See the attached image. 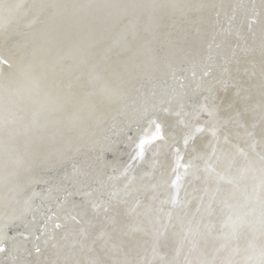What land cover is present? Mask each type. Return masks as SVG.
Segmentation results:
<instances>
[{
    "label": "bare ground",
    "instance_id": "1",
    "mask_svg": "<svg viewBox=\"0 0 264 264\" xmlns=\"http://www.w3.org/2000/svg\"><path fill=\"white\" fill-rule=\"evenodd\" d=\"M41 1L0 0V105L8 101L20 105L15 120L31 115L35 110L45 115L47 110L54 109L61 111L59 116H55L56 122L65 126L88 113L106 116L111 111L109 118H115L119 106L110 110L107 103L97 101L99 91L91 84L79 86L80 89L77 87L76 92H80L77 96L69 92L70 83L76 76L68 69L98 58L99 49L93 50L97 42L96 24L99 20L114 23V20L121 19V4L127 3L131 8L135 5L155 8L165 3L173 11L179 10L180 13L175 14V18L181 19L179 22L182 19L189 23L194 21L190 41L193 35L196 37V33L201 34L202 31L208 38L209 33H206L211 32L201 29V14L195 15L201 13V0H117L119 7L109 10L105 16L96 15L87 26L71 34L73 24L59 31L54 29V24L44 25L39 18L25 19L31 12L39 10ZM103 1L106 2L104 6L109 4V0L94 2ZM252 1L251 11L243 14L241 9L237 10L240 16L238 20L236 16L234 24L227 23L232 16L229 14L223 21L217 15L211 18V27L220 32V55L227 53L229 58L234 56V59L231 65L222 64L216 73L214 71L212 78L215 88L209 105L200 106L194 114L187 110L192 108L196 99L201 100V88H196L198 82H195L201 79V75L191 76L192 69H187L189 66L183 64L181 72L184 73H175L171 82L174 88H170L168 98H180L184 93L189 94L193 103L191 106L186 104L180 110L178 103L174 104L168 138L153 135L160 126L155 118L148 122H117V129L125 131L126 127H131L132 130L131 135L125 137L129 141L128 156L124 161L115 158L110 163L104 159L105 170L102 174L96 173L94 180L91 179L98 183V188L86 191V199H99V189L108 197L100 199L96 208L98 216L95 218V228L86 229L81 221L83 230L86 229L88 233L92 231L90 237L80 236L78 231L81 228L73 226L76 219L71 218L75 215L69 216L68 208L61 212L67 221L53 220V212L48 208L45 212L47 215L44 214L45 217L39 222L40 234L33 231L29 241L6 231L8 243L0 241V264L9 258L13 259L12 264H91L93 261L96 264H264V0ZM233 2L236 1L231 0L229 5ZM90 4L86 6L87 10H90ZM187 10V15L198 10L191 14L190 21L185 14L178 17ZM158 16L161 18V14ZM131 17L136 22L143 14H131ZM159 19L158 22L163 23V19ZM69 20L67 18L66 21ZM165 26L170 27L168 24ZM58 31L60 34L57 35ZM56 53H62L58 63ZM144 57H138L142 68L146 64ZM52 63L57 68L53 72ZM150 66L146 64L143 71L149 70ZM208 67L205 71L207 74ZM140 103L138 101L136 105L139 109L133 105L127 106L125 117L129 115L132 116L131 120L134 119V112L140 111V106H145ZM8 108L3 113L14 111ZM208 108L210 117L201 116ZM211 110L215 111L214 115ZM179 114H183L184 118L193 115L191 120L183 123ZM84 128L76 133H86L91 129L89 125H84ZM147 129L151 131L145 132ZM145 149L152 156H146L145 164H156L157 175H145L142 184L147 186V190L140 198L129 196L131 198L128 197L125 202L115 200L110 195L113 190L117 192L121 188L119 185L131 182L132 178L144 172L140 163L135 167L129 166ZM114 165L121 167L118 175L123 174V178L107 175ZM108 176L109 187L104 182ZM177 192L181 193V199L176 198ZM65 193L67 190L61 191V196ZM74 205L72 202L69 207ZM132 208H140L136 213L144 211L143 215H131ZM147 214L154 224L152 230H157L161 221L165 222L162 227L166 223L169 225V242L152 246L149 233L145 235L143 231L139 232L141 225L144 229L148 228L150 220L148 222L146 219ZM71 228L76 236L62 240ZM130 228L138 231L137 239L123 234L114 240L108 236L110 231L126 232ZM162 230L165 231L164 227ZM187 231L185 238L183 233ZM202 231L205 235L201 238ZM26 234L23 233L24 236ZM16 250L18 254L13 253Z\"/></svg>",
    "mask_w": 264,
    "mask_h": 264
},
{
    "label": "water",
    "instance_id": "2",
    "mask_svg": "<svg viewBox=\"0 0 264 264\" xmlns=\"http://www.w3.org/2000/svg\"><path fill=\"white\" fill-rule=\"evenodd\" d=\"M94 1L99 0H42L38 4L40 5L39 10L31 12L25 19L39 18L44 25L54 24V29L59 31L64 30L68 24H73L69 32L71 34L76 29L87 26L96 15L105 16L109 10L119 7L117 0H109V4H106V6H104L105 1L102 3ZM201 1L199 7L201 13L195 14L198 12L197 10L195 13L191 12L187 15V10L185 13L179 14L178 17L185 14L189 16L188 20L192 16L191 14H201L199 15L201 16V29L205 32L206 30L211 31L206 33H209L208 38L201 31V34L196 33L198 36L196 35L195 38L194 35L191 36L193 40L190 41L189 34H191L194 21L189 23L182 19L184 22L181 24L182 21L179 22L181 19L175 18V14L180 13V11H173L174 9L165 5V3H160L155 8H153L154 6L152 8L150 6L146 7V5H135L131 8L127 3H120L121 19L114 20V23H108L105 20L97 22L95 32L97 42L93 50L99 49L98 58L86 60L77 67L68 69L76 76L73 82L71 81V87L68 89H70L69 92L71 91L77 96L80 93L76 92L77 87L80 89L79 86L84 87L91 84L92 87L97 88L99 91L96 96L97 101L101 100L104 104L107 103L110 110L119 106V112L115 118L113 117V120L109 118L111 111L106 116H96L94 113H88L70 121V125L65 126V124L61 125L55 120V116H59V113H61L58 109L47 110V113H44L45 115L35 110L31 115H25L15 120L17 116L15 113L18 112L20 105L17 103L12 104L11 101L2 106L0 105V241L8 243L5 238L6 231H8V234H15L17 238L29 241L33 231L39 233V222L47 215L45 212L48 208L53 212V220L67 221V218L61 212L68 208L71 212H68V215H75L71 218L72 220L76 219L73 223L75 228H81V221L86 229L95 228V221H97L95 218L98 216L96 208L100 203V199L107 198L108 195L99 189V199L87 200L86 191L93 190V187L98 188V183L91 181V179L94 180L96 173L100 172L102 174L105 170L104 159H106V163H110L115 158L124 161L128 156L129 145L127 144H129V141L125 137L132 133L131 127H126L124 131L123 129H117L116 125L125 121H128L127 123L130 121L133 123L137 120L148 122L150 119L155 118L156 121L159 120L160 126L154 130L153 135L166 138L170 118L171 115H174L173 111H175L174 104L178 103V109L180 110L186 104L191 106L193 103V99L188 97L189 94L182 93L180 98H175L176 100L168 98L170 88H174L173 83L171 84L172 78L175 73L183 71V64L189 66L187 69H192L191 76L201 75V79L195 81L198 82L196 88H201V100H199L200 98H198V101L195 100L196 103L192 106L194 111L191 107L187 110L192 111L194 114L200 106L202 108L205 104L209 105L211 103L214 94L213 89L215 88V82L212 78L214 71L216 73L222 64L224 66L231 65L234 59V56L229 58L227 53L220 55L221 37L218 35L220 32L218 29L216 31L215 28L211 27V18L217 15L223 21L228 18L227 14H229L232 16L227 23L234 24L240 16L237 10L241 9L240 11L243 14L248 10L251 11L254 2L252 0H235L236 2H233L230 6L231 0ZM88 3H92L89 7L90 10L86 8ZM172 7L175 8V6ZM137 13L143 14V17L135 22L131 14L136 15ZM158 14H161V18ZM67 18H70V20L66 21ZM159 18L163 19V23L158 22ZM123 22L124 25H122ZM165 24L170 25V27L165 26ZM123 26L125 28L121 30ZM120 30L121 32L115 36V33ZM59 31L56 32L57 35L60 34ZM53 38L55 39V36ZM56 54L55 60L58 63L62 53ZM142 56H145L144 63L148 66L151 63L150 69H145V72L143 68L146 64H143V68L142 65H139L141 63L138 57ZM207 67L210 68L208 74L205 73ZM55 70L57 68L53 65L51 71ZM81 74L82 76H78ZM92 96L95 98L94 95ZM138 101H141L140 104H145V106H140V111L136 110L134 112L136 114L134 119L131 120L132 116L129 115L125 117L127 106L133 105L135 109H139V107H136ZM8 106L14 111L3 113L5 108L9 109ZM211 112L214 115L215 111L211 110ZM193 114L190 115V118H184L183 114L178 116L183 123H187L186 120H191ZM201 116L209 118V108ZM166 119H168L167 122ZM84 125H89L94 130L90 129L86 133H76L85 129ZM150 131V129H147L145 132ZM65 135H67V138H65ZM100 154L102 156L99 159ZM146 156H151L147 149L143 150L129 166L135 167L140 163L141 170L144 171L142 175L132 178L131 182L128 181L122 184L123 186L119 185L118 187L121 188L117 192L113 190L110 194L112 198L125 202L129 196L140 198L142 193L147 190V186L142 184L143 179L146 178L145 175L149 177L156 176L157 168H154L156 164L154 166L145 164ZM191 165L194 167V164ZM92 167L94 168L92 169ZM119 172H121V167L114 165L107 175L123 178L124 175H118ZM107 180H109V176L104 181L105 185L109 187L111 183L110 180ZM93 182L94 184H92ZM151 188L153 189V187ZM66 190L67 193L61 196V191L66 192ZM80 190L85 194H81ZM181 197V193L177 192L176 198L181 199ZM152 198L155 197L152 196ZM72 202L75 205L69 207ZM150 202L153 203V200ZM75 208L81 210L79 209L77 212ZM138 209L140 208H137V210L132 208L131 215H143L144 211H140L139 214L136 213ZM149 217L147 214L146 219L148 220ZM98 222L101 221L98 220ZM162 223L165 222L161 221L157 230L156 228L152 230L154 224L151 220L150 223H147L148 228L144 229L142 225L140 229L138 228L140 233H142L141 231L145 235L149 233L152 246L158 247L164 242H169L168 234L171 232L169 231V225L164 224L165 231H163ZM15 229L19 232L15 233ZM86 229L81 228L80 232L78 231L81 237H90L89 233L92 234V231L88 233ZM147 229L148 231H144ZM136 232L138 231L130 228L126 232L110 231L108 236L114 240L119 238V234H123L137 239ZM23 233H27L26 236ZM187 234L188 231L183 233L185 238ZM65 235L62 238L64 241L76 236L72 228ZM201 235L202 238L205 232L202 231ZM13 253L18 254V251H13ZM12 261L13 259L9 258L4 263L12 264L10 263ZM94 262L91 264H94Z\"/></svg>",
    "mask_w": 264,
    "mask_h": 264
},
{
    "label": "rangeland",
    "instance_id": "3",
    "mask_svg": "<svg viewBox=\"0 0 264 264\" xmlns=\"http://www.w3.org/2000/svg\"><path fill=\"white\" fill-rule=\"evenodd\" d=\"M89 191V190H88Z\"/></svg>",
    "mask_w": 264,
    "mask_h": 264
}]
</instances>
